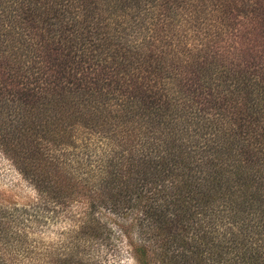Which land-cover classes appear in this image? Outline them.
<instances>
[{
	"label": "trees",
	"instance_id": "obj_1",
	"mask_svg": "<svg viewBox=\"0 0 264 264\" xmlns=\"http://www.w3.org/2000/svg\"><path fill=\"white\" fill-rule=\"evenodd\" d=\"M0 144L82 204L47 251L2 215L0 264H122L101 208L138 264H264V0H0Z\"/></svg>",
	"mask_w": 264,
	"mask_h": 264
},
{
	"label": "rangeland",
	"instance_id": "obj_2",
	"mask_svg": "<svg viewBox=\"0 0 264 264\" xmlns=\"http://www.w3.org/2000/svg\"><path fill=\"white\" fill-rule=\"evenodd\" d=\"M96 143L99 141L96 140L92 147ZM68 169L72 168L68 167ZM39 197L36 186L19 171L0 144V217L2 215L14 217L12 214L17 215L16 213L25 209L32 213V216L26 214L28 220L24 219L23 223H19L21 220L19 217H15L14 221H9L10 234L14 236V233L25 231L29 236V241L34 239V243L40 246L42 251H47L53 244L60 246L68 243L70 239L75 241L76 232L71 233L70 230L77 219L75 212L82 208L81 202L77 200L80 196L67 200L63 204L64 207H61L66 210L54 218L51 212L47 214V209L41 203H37ZM56 209L59 210V206ZM96 215L106 222L109 231L107 230L108 238L105 236V241L100 239V243L95 241L91 246V251L99 257L100 255L106 256L110 261L138 264L130 248L131 237L137 233L134 215L121 217L104 208L99 209ZM5 219L9 220V218ZM42 243L47 245L44 247Z\"/></svg>",
	"mask_w": 264,
	"mask_h": 264
}]
</instances>
